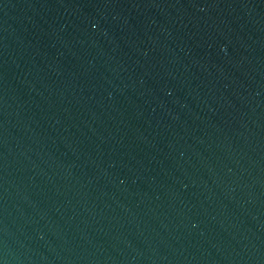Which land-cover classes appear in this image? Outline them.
I'll list each match as a JSON object with an SVG mask.
<instances>
[{
  "label": "water",
  "instance_id": "95a60500",
  "mask_svg": "<svg viewBox=\"0 0 264 264\" xmlns=\"http://www.w3.org/2000/svg\"><path fill=\"white\" fill-rule=\"evenodd\" d=\"M0 264H264V0H0Z\"/></svg>",
  "mask_w": 264,
  "mask_h": 264
}]
</instances>
